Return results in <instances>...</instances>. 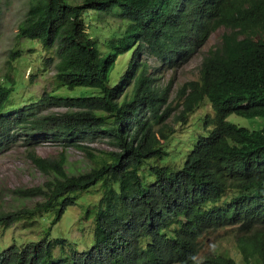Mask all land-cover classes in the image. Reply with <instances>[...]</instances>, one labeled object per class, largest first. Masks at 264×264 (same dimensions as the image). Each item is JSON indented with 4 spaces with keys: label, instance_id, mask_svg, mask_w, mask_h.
Listing matches in <instances>:
<instances>
[{
    "label": "trees",
    "instance_id": "1",
    "mask_svg": "<svg viewBox=\"0 0 264 264\" xmlns=\"http://www.w3.org/2000/svg\"><path fill=\"white\" fill-rule=\"evenodd\" d=\"M90 11L101 23L109 17L116 20L117 29L104 48L87 31L85 17ZM221 25L231 31L224 34L221 47L205 58L206 82L203 78V83L191 82L190 90L186 83L171 100V85H159L151 71L150 56L178 66L195 55ZM256 35L259 37L255 41ZM17 36L53 51L47 64L56 70L54 90L92 88L95 92L82 90L79 95L61 96L54 90L45 91L35 101L11 109L7 104L24 78L19 71L17 78L8 74L0 81V154L21 138L29 147L32 162L40 170L56 174L44 186L14 189L20 196L44 197L33 208L0 210L4 228L20 221L32 224L47 213L54 214L41 239L0 247V264H195L193 252L178 239L181 226L199 231L206 222L228 221L225 209L205 205L231 188L243 192L257 188L250 193L254 197L238 205L256 206L263 214L257 220L264 221V170L240 174L223 161L225 166L218 173H209L204 166L211 160L192 164L191 155L180 164L183 154L176 150L174 156L172 151L175 136L180 138L177 144L182 140L178 130L186 126L189 114L205 93L214 97L216 91L237 102L261 98L256 106L240 113H260L264 117V2L28 0ZM22 51L12 50V68V61L20 59ZM127 51L132 52L129 68L120 81L111 84L116 60ZM222 62L224 68L220 67ZM56 106L65 109L45 112ZM215 108L221 126L229 113L225 114L219 102ZM97 135L107 137L111 149H97L87 143ZM45 139L60 142L64 149L83 151L93 166L79 174H68L64 150L57 157L36 152V146ZM240 142L245 144L244 150L255 151L256 158L264 161V127L255 132L243 130ZM143 169L152 181L141 174ZM96 186L101 195L96 204L92 245L56 256L54 249L64 248L67 240L51 238L53 225L77 203L78 194ZM250 246L253 248L252 243ZM213 264L231 261L219 258Z\"/></svg>",
    "mask_w": 264,
    "mask_h": 264
},
{
    "label": "rangeland",
    "instance_id": "2",
    "mask_svg": "<svg viewBox=\"0 0 264 264\" xmlns=\"http://www.w3.org/2000/svg\"><path fill=\"white\" fill-rule=\"evenodd\" d=\"M81 2L82 0H74ZM28 10V0H0V81L6 76L11 75L16 78H24L23 85H16L11 101L7 104L9 108H15L30 103L38 99L45 91H52L55 88L53 83L56 72L53 65L47 64V58L53 56L52 50H45L43 46L26 37L17 36L20 22L24 19ZM87 12L85 21L87 31L93 39H98L101 48L109 40L113 31L117 29L116 20L109 17L107 22L101 23L95 19L94 13ZM94 15V16H93ZM225 32L223 27L211 34L203 48L190 62H187L178 69H165L160 74L159 83L162 86L172 82L173 93L171 99H175V90L186 81L196 79L199 73V65L203 57L210 48L218 47L222 42V35ZM21 49L22 57L12 61L13 68L9 62L12 50ZM146 58V56L144 55ZM132 59V52L127 51L119 55L116 64L110 75V83L116 84L120 81L129 68ZM152 67L158 64L154 57L149 58ZM154 68V67H153ZM155 69V68H154ZM18 75V76H17ZM33 76V77H32ZM82 90L95 92L92 88H76L69 90L67 88H58L54 93L67 96L79 95ZM208 100V99H206ZM64 107H48L45 112L61 111ZM211 112L210 105L205 104L194 111L188 125L180 132L179 137L175 136L172 151L174 156L176 150L183 154L182 163L185 155L193 146L200 134L203 133V114ZM209 112V113H210ZM228 120L240 126L249 129H259L264 124V118L242 117L231 114ZM89 138V137H88ZM90 140V139H88ZM107 137L97 135L92 142L87 143L97 149H111L107 144ZM36 152L43 157H57L62 150L65 153V170L70 175L79 174L88 171L93 163L88 156L75 147L63 148L60 142L52 139H45L35 148ZM29 147L23 144L21 138L12 144V146L0 154V210H17L22 208H33L37 202L44 200L42 196L26 197L20 196L14 192L18 187L44 186L48 181L56 176L54 172L46 173L40 170L30 159ZM143 174L147 181H152L153 177L149 175L147 169H143ZM82 194V195H81ZM77 203L67 208L62 218L53 225L51 238H66L64 248L58 246L54 249V254H71L73 250H86L93 242L94 217L96 213V204L101 195L99 186L92 188L88 192L78 194ZM81 196V197H80ZM54 217L52 212L45 214L39 220L32 224L26 221H20L9 228L0 225V247H8L14 243L24 245L29 241H36L45 236V229L51 225ZM233 228L221 229L218 232L208 234L202 241L199 257L204 259L206 254L213 252L226 251L231 255H236L235 233ZM64 250V251H62Z\"/></svg>",
    "mask_w": 264,
    "mask_h": 264
},
{
    "label": "clouds",
    "instance_id": "3",
    "mask_svg": "<svg viewBox=\"0 0 264 264\" xmlns=\"http://www.w3.org/2000/svg\"><path fill=\"white\" fill-rule=\"evenodd\" d=\"M264 2V0H259V4ZM223 27L225 32L222 35V42L219 44L218 47L210 48L208 53L205 57L202 58L200 65H199V73L196 79H191L186 81L180 87L175 90V96L177 91L187 83V87L189 89V84L191 82L197 81L198 83H203L204 78V70H205V58L210 56L212 51H215L217 48L221 47L223 43V36L226 33L231 31L230 28L221 25L219 28ZM213 31L212 33H214ZM211 33V34H212ZM209 35V37L211 36ZM206 39L205 43L209 39ZM259 35H256L253 39L256 41ZM203 44V46L205 45ZM200 47L198 51L193 55L190 59L185 62H182L178 66L170 65L166 59H157V67L152 69L154 71L158 83L160 80V74L157 72H162L165 69H178L182 65L184 66L187 62H190L199 51L203 48ZM229 67H233V63L228 62L227 64ZM221 68L225 67L224 62L220 64ZM157 71V72H156ZM204 80H203V79ZM206 82V80H205ZM171 85V92L173 93V86L172 82L166 84ZM190 90V89H189ZM214 91V90H213ZM214 97H212L209 93H205L203 97L197 102L193 111L189 114V118L191 114L198 110L201 105L209 104L210 111H207L203 114V133L198 136L196 141L194 142L193 146L185 155L184 160L188 159L189 156L193 155L191 163L197 164L201 160H211V164L204 166L207 172L209 173H218L219 170L224 167L222 165L223 161H227L228 165H231L235 168L237 173L240 174H248L254 172H260L264 170V161H260L256 158L255 151H248L244 150L245 144L240 142L241 139V132L243 130H249L251 132H255L258 130L263 129L264 124L259 129H249L244 126H240L228 120V117L231 114H236L242 117H262L257 114H243L240 113L242 110L250 109L260 103L262 100L261 98H243L240 102H237L235 99L231 97H222L216 91H214ZM208 99V100H206ZM172 100V99H171ZM221 103L222 107L225 109V114L229 113L226 118L223 119V125L218 126L216 121V103ZM234 111V112H232ZM210 112V113H209ZM189 123V119H188ZM186 124V126L188 125ZM224 124L229 127V130L224 129ZM185 126V127H186ZM184 127V128H185ZM184 128L179 129L178 131H182ZM193 152V153H192ZM181 164V163H180ZM257 188L249 190L247 192H243L239 189H227L223 196L215 202H208L206 203V208L211 207H221L225 209V214L229 218L228 221H221L218 219L206 222L205 224L199 226L200 230L196 231L193 226L184 225L181 226V234L178 236V239L181 243H184L188 246V251L193 252V259L195 264H213L219 258L226 259L231 261V264H264V221H259L257 218H262V213L258 212V208L256 206H247V207H239V203L243 200L248 198L254 197L251 192H257ZM250 194V195H249ZM249 195V196H247ZM235 197H240L237 201L231 202L232 199ZM227 203L228 210H227ZM261 206L264 209V202H261ZM242 214V215H239ZM254 216V217H253ZM226 228H233L235 233V244H236V255H231L230 253L223 251V252H213L211 254L204 255L205 258L201 259L199 257V253L202 247V241L206 242V236L213 232H218L221 229ZM251 243L253 248H251Z\"/></svg>",
    "mask_w": 264,
    "mask_h": 264
}]
</instances>
